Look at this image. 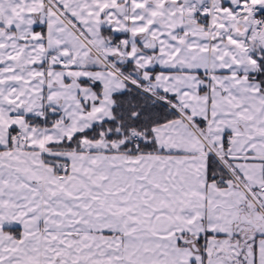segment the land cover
<instances>
[{
    "label": "snow or ice",
    "instance_id": "6c2138e0",
    "mask_svg": "<svg viewBox=\"0 0 264 264\" xmlns=\"http://www.w3.org/2000/svg\"><path fill=\"white\" fill-rule=\"evenodd\" d=\"M0 264H264V0H0Z\"/></svg>",
    "mask_w": 264,
    "mask_h": 264
}]
</instances>
